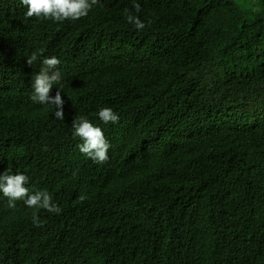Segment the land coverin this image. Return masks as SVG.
I'll use <instances>...</instances> for the list:
<instances>
[{
  "label": "trees",
  "instance_id": "1",
  "mask_svg": "<svg viewBox=\"0 0 264 264\" xmlns=\"http://www.w3.org/2000/svg\"><path fill=\"white\" fill-rule=\"evenodd\" d=\"M100 4L53 23L0 0V174H31L62 209L39 226L8 210L0 264H264V0ZM44 56L60 60L64 120L30 99ZM78 116L107 162L80 153Z\"/></svg>",
  "mask_w": 264,
  "mask_h": 264
},
{
  "label": "clouds",
  "instance_id": "2",
  "mask_svg": "<svg viewBox=\"0 0 264 264\" xmlns=\"http://www.w3.org/2000/svg\"><path fill=\"white\" fill-rule=\"evenodd\" d=\"M20 2L27 9L25 13L27 18L37 17L53 23H63L65 20L77 21L87 17L95 6L103 7L100 0H20ZM134 8L136 13L141 10L138 3L134 4ZM124 11L128 24L136 30L145 29L147 25L138 15H134L128 9ZM37 59L38 56L33 53L28 57L27 63L33 65ZM59 65L60 60L55 56H44L40 60L39 71L31 82L30 99L35 104L53 106L54 118L64 120V100L61 91L57 88L55 96L50 95L54 85L62 87ZM98 118L104 124L119 122L118 114L110 107L101 108L98 111ZM71 127L73 137L82 141L77 146L81 154L97 164L107 162L110 143L105 138L101 127L94 125L84 116L73 119ZM45 150L47 149L45 148ZM31 176L28 174L27 177L19 172L14 174L10 168L0 174V193L5 197L0 198V219L8 210H16L19 213L35 209L36 211L32 213V221L39 226L42 223L38 216L39 210L54 214L61 213L62 209L53 202L52 196L47 190L34 191L30 187L28 178H32ZM80 199H84V197L81 196Z\"/></svg>",
  "mask_w": 264,
  "mask_h": 264
}]
</instances>
